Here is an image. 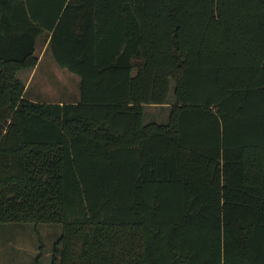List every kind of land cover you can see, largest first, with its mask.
Wrapping results in <instances>:
<instances>
[{
    "label": "trees",
    "instance_id": "obj_1",
    "mask_svg": "<svg viewBox=\"0 0 264 264\" xmlns=\"http://www.w3.org/2000/svg\"><path fill=\"white\" fill-rule=\"evenodd\" d=\"M40 35L79 101L25 96ZM0 221L61 222L52 264H264V0H0Z\"/></svg>",
    "mask_w": 264,
    "mask_h": 264
},
{
    "label": "rangeland",
    "instance_id": "obj_2",
    "mask_svg": "<svg viewBox=\"0 0 264 264\" xmlns=\"http://www.w3.org/2000/svg\"><path fill=\"white\" fill-rule=\"evenodd\" d=\"M46 39L44 35L37 38L35 53L40 54L39 66L25 93L36 89L55 98L70 96L78 75L57 63L52 49L44 45ZM27 71L20 69L18 75L24 80ZM173 87L172 83L170 100L175 99ZM169 111L167 103L148 107L144 121L165 122ZM61 231L59 221H0V264H52L54 256L59 257L54 244Z\"/></svg>",
    "mask_w": 264,
    "mask_h": 264
},
{
    "label": "crops",
    "instance_id": "obj_3",
    "mask_svg": "<svg viewBox=\"0 0 264 264\" xmlns=\"http://www.w3.org/2000/svg\"><path fill=\"white\" fill-rule=\"evenodd\" d=\"M44 45H48V40L47 39H46V43ZM35 49H36V47H35ZM36 55H37L36 63L30 68L29 67L25 68V69H28V71H27V73L25 75V78H24V81H25L24 94H25V96L27 98H29V99L36 100V101H54V102H60V103L66 102V101H69V102H77V101H79L80 98H81V88H80V76L77 73H76L78 75L77 81L74 78V82H73V91L74 92L70 96H67V97H64V98L63 97L55 98V97H51L49 95H46L43 92H39L36 89L35 90L33 89L32 91L29 90V94L25 93V91H27L26 89H28L30 83L32 82L33 77H34L35 73L37 72V69H38V66H39L40 54L36 53ZM21 69H24V68H21ZM17 74H18V72H17ZM164 104H166V103H164ZM156 105H163V104H152V103L145 104L144 108H143V117H144V111H146L148 107H154ZM150 121H155V120H147V122H150ZM155 122H159V121H155Z\"/></svg>",
    "mask_w": 264,
    "mask_h": 264
}]
</instances>
